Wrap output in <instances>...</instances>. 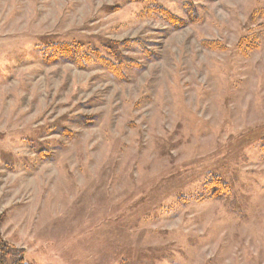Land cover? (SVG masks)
<instances>
[{
  "label": "rangeland",
  "instance_id": "1",
  "mask_svg": "<svg viewBox=\"0 0 264 264\" xmlns=\"http://www.w3.org/2000/svg\"><path fill=\"white\" fill-rule=\"evenodd\" d=\"M0 215L27 264H264V0H0Z\"/></svg>",
  "mask_w": 264,
  "mask_h": 264
},
{
  "label": "trees",
  "instance_id": "2",
  "mask_svg": "<svg viewBox=\"0 0 264 264\" xmlns=\"http://www.w3.org/2000/svg\"><path fill=\"white\" fill-rule=\"evenodd\" d=\"M150 15H154L165 22H167L171 26L182 28L186 25V22L176 18L171 13L167 11H158L153 10L150 12ZM202 45L206 49L210 50H220V44L212 41H204ZM125 46V45H124ZM110 56H114V52L112 49L107 48ZM92 53H88L83 46L81 45H69V44H54L46 47L43 50L44 56L46 58H53L54 61H65L71 62L79 68L86 69L89 65H98L99 67H103L111 74H113L117 79H123L122 67L123 64L121 62L114 63L108 58L101 56L99 51H91ZM221 184L217 182H213L209 185L211 189H215L216 187H220ZM3 220V216L0 215V264H27L25 261V253L23 250L15 248L13 245H10L2 236L1 233V222Z\"/></svg>",
  "mask_w": 264,
  "mask_h": 264
}]
</instances>
